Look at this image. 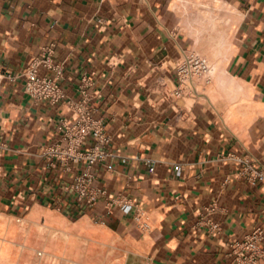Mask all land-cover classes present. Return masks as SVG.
Listing matches in <instances>:
<instances>
[{"label":"crops","instance_id":"obj_1","mask_svg":"<svg viewBox=\"0 0 264 264\" xmlns=\"http://www.w3.org/2000/svg\"><path fill=\"white\" fill-rule=\"evenodd\" d=\"M49 46L62 102L0 82V264H235L264 228V181L225 158L264 169V0H0V74ZM184 50L213 73L178 82ZM85 99L114 154L93 204L68 188L85 163L42 156Z\"/></svg>","mask_w":264,"mask_h":264},{"label":"built area","instance_id":"obj_2","mask_svg":"<svg viewBox=\"0 0 264 264\" xmlns=\"http://www.w3.org/2000/svg\"><path fill=\"white\" fill-rule=\"evenodd\" d=\"M53 51L52 46L47 47L45 53L36 56L24 71H7L0 74V82L3 79L21 81L23 91L35 101L62 102L66 95L56 81L62 75V67L54 62ZM43 67L53 70L55 77L40 76L39 70ZM212 73L213 66L205 56L188 50L183 51L177 66L178 82L190 81L196 74L211 75ZM161 82L164 85L165 79L162 78ZM174 93L176 96H180L183 91L177 87ZM74 106L80 111V117L73 122L64 120L61 122L59 126L62 131L60 139L48 145L42 156L52 164L61 163L68 171L73 164L85 163V168L75 175L68 188L77 194L80 201L93 204L100 195L106 194V190L98 184L97 169L100 164L106 163L114 154L105 148L108 136L105 134L103 122L101 119L91 117L86 112V99L81 103H75ZM225 158L240 166V172L243 175H247L253 180L264 181V169L255 168V159L250 153L243 155L229 153ZM107 167L113 169L111 163ZM175 170L180 173V165H175ZM150 171H154V164L150 167ZM110 201L121 205L125 212L132 209V204L121 195L111 197ZM211 229L213 231L220 229L219 223H211ZM263 239L264 228L258 227L244 240L233 243L231 248L236 255L235 264H258L259 258L264 257V249L260 246Z\"/></svg>","mask_w":264,"mask_h":264}]
</instances>
